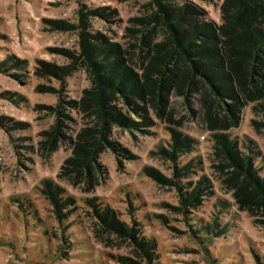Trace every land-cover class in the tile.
Masks as SVG:
<instances>
[{
	"label": "rangeland",
	"instance_id": "obj_1",
	"mask_svg": "<svg viewBox=\"0 0 264 264\" xmlns=\"http://www.w3.org/2000/svg\"><path fill=\"white\" fill-rule=\"evenodd\" d=\"M175 2L194 4L207 19L220 24L223 0ZM100 9L104 10L94 12ZM80 10L89 44L97 45L99 40L119 46L137 68L141 36L149 29H160L153 21L142 29L139 22L156 13L154 0H0V62L7 57L27 62L21 72L25 86L11 77L15 69L0 72V116L28 123L11 131L0 125V264H122L118 257L146 264L131 238L104 230L85 201L89 198L114 211L136 237L152 244L153 264H264V206H240L234 198L243 178L225 182L235 167L214 154L194 96L171 95L166 108L163 104L157 110L150 108V127L128 130L114 124L99 145L91 169L62 174L80 131L97 122L91 103L84 111L78 104L85 97L83 92L94 94L97 85L93 66L81 56ZM54 23L72 28H58ZM162 35L163 31H155L152 42L160 41ZM39 62L65 68L76 64L62 80L50 73L39 76ZM70 101L77 106H70ZM114 103L140 122L121 97L117 95ZM57 104L62 110L60 131L51 151V145L44 149L43 143L52 137L41 133H50L55 126ZM169 112L172 121L168 123ZM250 119L258 125L254 127ZM170 128L192 139L193 149L181 148L174 162L158 149L170 150ZM227 134L236 139L241 152L252 156L253 166L264 178V116L251 114L248 104L237 128ZM116 148L129 157L117 154ZM191 160H195L193 168L177 179L174 166L183 167ZM146 167L173 183L152 177ZM44 178L60 186L64 197L72 198L69 209L74 211L64 221L41 192ZM203 178L208 193L194 207L184 209L176 182L189 191Z\"/></svg>",
	"mask_w": 264,
	"mask_h": 264
},
{
	"label": "trees",
	"instance_id": "obj_2",
	"mask_svg": "<svg viewBox=\"0 0 264 264\" xmlns=\"http://www.w3.org/2000/svg\"><path fill=\"white\" fill-rule=\"evenodd\" d=\"M175 1L154 0L157 6L155 14L141 20H130L131 22L139 20L142 29L149 27L152 21L160 28L149 29L146 35L141 36L138 50L142 57L137 59L141 65L139 68L130 57L126 59L122 49L115 44H103L99 40L97 45L89 44L83 20L85 15L80 10V25L77 29L81 56L94 67L91 72L97 85L94 94L93 91H84L85 97L78 104L84 111L88 109L87 104L91 103L97 122L93 128L80 131L78 142L74 144L73 156L64 161L61 173L65 175L72 171L82 173L85 169H91L99 145L108 137L109 129L114 124L128 130L150 127L152 125L150 108L157 110V106L162 104L166 108L171 95L183 99L194 96L213 143L214 154L235 167V171L225 182L230 183L233 179L243 178L238 190L233 194L234 198L240 206L247 204L264 206V178L259 176L258 169L253 166L252 156L241 152L236 139L230 138L227 134L229 129L237 128L242 110L248 104L251 114L264 116V0H223L219 6L220 24L207 19L206 14L196 5L190 3L177 5ZM103 10L94 12L99 14ZM53 25L58 28L64 26L72 28L63 23ZM155 31H163L162 39L158 42H152ZM139 33L143 34V30ZM39 63L42 66V69L36 68L39 76L50 73L62 80L76 64L74 62L71 67L65 68ZM26 66L27 62L23 59L7 57L0 62V72L6 73L15 69L11 77L25 86L21 79L25 76L21 72H25ZM117 95L140 122L136 123L129 114L125 115L122 108L114 103ZM69 105L73 108L77 106L72 101ZM54 111L55 126L50 133H41L52 137L43 143L44 149H47L46 144L51 145V149L49 148L51 151L54 149L56 135L60 131L62 110L59 104L55 106ZM170 116L172 114L169 112L168 123L172 121ZM250 122L254 127L258 125L254 120L250 119ZM0 125L11 131L16 128L24 129L28 123L12 122L0 116ZM169 134L170 150L161 147L158 149L174 162L181 148H192V139L178 133L176 129L170 128ZM114 151L122 157H129L123 149L116 148ZM250 154L252 155L251 150ZM194 161L191 160L183 167L175 165L174 176L178 179V175L183 171L192 169ZM218 167L221 169L223 165ZM145 169L152 177L173 183L172 180L162 179L148 167ZM41 185V192L46 201L54 208L56 216L64 221L66 215L74 211L69 209L72 198L64 197V190L50 179L44 178ZM180 185L176 182L184 209L188 205L194 207V203H199L200 197L208 193L204 178L198 180L189 191L181 190ZM249 189L251 191H248ZM96 200L89 198L85 201L93 209L104 230L131 238L143 252L146 264H153L152 244L142 237H136V232L132 228L118 221L114 211L96 203ZM184 212L186 213V210ZM116 260L122 264H135L125 257H118Z\"/></svg>",
	"mask_w": 264,
	"mask_h": 264
}]
</instances>
